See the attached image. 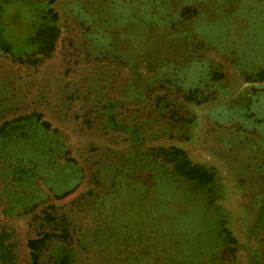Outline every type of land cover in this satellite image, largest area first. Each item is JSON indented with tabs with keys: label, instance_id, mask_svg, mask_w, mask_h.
Segmentation results:
<instances>
[{
	"label": "rangeland",
	"instance_id": "1",
	"mask_svg": "<svg viewBox=\"0 0 264 264\" xmlns=\"http://www.w3.org/2000/svg\"><path fill=\"white\" fill-rule=\"evenodd\" d=\"M70 2L57 0L54 3L63 22L70 19L69 28L62 27L54 59L48 61L46 69H40L44 76L52 73L55 81L48 76L41 83L42 86L48 82L51 91L41 92L44 99L32 103V107L42 110L60 131L52 132V127L50 132H40L35 130L32 122H23L17 131L11 130L0 139V223L17 231L19 264H31L26 242L36 235L29 225L33 212L24 213V206H29L35 199L42 200L34 211L37 212L50 201L69 203L92 184L87 178L80 177L78 166L67 157L76 156L82 161L86 156L94 155L96 145H100L101 151L107 144L121 148L124 143L111 133L105 135L101 131L96 133L81 128L80 120L73 114L74 108L75 111L79 108V99H74L73 107L64 113L63 103L67 102L64 96L73 90L68 83L74 80L75 74L72 71L65 73L69 66L61 38L75 35L77 31L80 33L81 29L73 20ZM110 3L107 8L99 2L94 4L93 14L99 18L107 11L102 19L110 22L114 42L121 38L120 31H124L121 22L127 29L141 32L143 28L150 29L159 24L161 16L168 18L169 13H172L171 19L176 20L180 5H190L197 11L191 14L188 31L196 37L184 41L183 48L174 58L178 59L179 65H184L180 79L186 87L199 88V97L212 94L215 98L200 105L183 102L196 115L194 122L174 137L164 135L149 142L151 145L178 144L188 151L193 161L217 171V182L211 191L213 203L209 206V224L206 221L200 224L203 234V243L198 247L200 253L191 261L175 262L264 264V222L259 227L256 225L259 212L264 210V77L254 74L264 69V0H165V9L161 8L162 0H122L113 11L110 7L114 4ZM97 23L100 24V20ZM170 24L167 28L174 29L169 27ZM138 34L132 31L128 37L137 42ZM37 56L45 58L42 53ZM0 59L1 72L18 64L10 54L1 51ZM81 67L84 72H95L91 64L83 61ZM215 71H222L224 77L213 80ZM34 74L33 69L20 71L27 83L29 76ZM41 74L37 72L35 76L40 78ZM249 74L253 77L249 78ZM62 84L64 89L70 88L61 93L59 86ZM40 87L31 84L25 92L32 98L39 94ZM19 89L21 91L15 95L5 93L11 96L13 104L21 101L24 92ZM9 106L10 103L0 111V115L8 113L0 117V125L5 119L32 109L25 103L19 109L10 110ZM19 110L21 112L13 113ZM226 143L230 146H225ZM240 147L245 148V155L238 153ZM18 163L29 166V173L18 170ZM145 173L146 170H140L137 184L135 180L129 181L116 191L111 214H106V207L84 206L83 211L72 216L78 230L73 232V250L78 264H168L176 259H189L184 256L191 250L195 253V240L189 237L184 224L173 230L165 227L173 219L166 206L162 204L160 209L148 212L141 210H146L155 202L154 196L164 191L161 183L141 190ZM180 187L183 186H178L180 194H174L177 201L181 200L182 194H187ZM207 194L195 196L208 201ZM188 205L196 208L194 203ZM201 219L198 213L197 220ZM224 228L231 230L238 239L233 242L237 250L230 259L221 257L222 246L231 242L224 241ZM256 241H260V245L255 246Z\"/></svg>",
	"mask_w": 264,
	"mask_h": 264
},
{
	"label": "trees",
	"instance_id": "2",
	"mask_svg": "<svg viewBox=\"0 0 264 264\" xmlns=\"http://www.w3.org/2000/svg\"><path fill=\"white\" fill-rule=\"evenodd\" d=\"M55 1L57 0H0V51L10 54L12 60L18 61L11 70L0 71V111L9 103L10 110L19 109L24 103L32 108L5 119L0 125V139L5 137V134H10L11 130L17 131L21 125L30 122L35 124L36 131L46 133L50 132L52 127V132L60 131L59 127L53 126L50 118L45 117L42 110L32 107L33 102L44 99L45 95L41 92L51 91L48 82L42 86L41 83L48 76L52 78V73L44 76L40 69H46L48 61L54 59L62 27L69 28L70 19L63 22L59 9L54 6ZM109 1L114 4L110 11L122 3V0L70 2L73 20L81 29L80 33L77 31L75 35L61 38L60 44L66 50L65 59L68 60L69 66L65 73L72 71L75 74L74 80L68 83L73 86V90L65 94L67 102L63 103V107L64 113H67L73 107V100L79 99V108L76 111L74 108L73 114L80 120L78 122L82 124L81 128L96 133L101 131L105 135L111 133L124 143L121 148L107 144L101 151L100 145H96L93 148L94 155L90 154L82 161L76 156L67 157V160L78 166L80 177L87 178L88 183L92 184L69 203L58 204L50 201L37 212L34 211L42 200L35 199L29 206H24V209L22 205L24 213L33 212L29 225L36 235L30 236L26 242L31 264H78L73 250V232L77 233L78 230L77 223L72 222V216L83 211L84 206L93 209L106 207V214H111V202L116 191L129 181L136 182L140 170H146L141 190L147 186H159L158 183L164 188L162 194L154 196L153 204L146 210H141H158L163 204L173 218L169 221L170 225L166 224L165 227L173 230L184 224L189 237L192 241L195 240V253L191 250L184 256L189 259H176L168 264H177L175 261L178 260L195 259L200 253L198 247L203 243L200 224L202 221L209 224V206L213 203L211 191L217 182V171L193 161L188 151L178 144H149L153 139L164 135L174 137L175 133L194 122L196 115L187 109L183 102H195L200 105L210 98H215L212 94L199 97V88L186 87L180 79V71L183 73L184 65H179L178 59L174 58L183 48L184 41H190L191 36L196 37V34L188 31L191 14L197 11L190 5H180L176 20L171 19L172 13H169L168 18L161 16L159 24L150 29L143 28L141 32L137 29H127L121 22L124 31H120L121 38L114 42L110 22L102 19L107 11L99 18H95L98 15L93 14L94 4L99 2V5L107 8ZM161 8L165 9V0H162ZM97 20H100V24ZM168 23H171L169 27L174 29L167 28ZM119 27L122 28L121 25ZM19 28L23 30L19 31ZM132 31L139 33L138 43L128 37ZM39 53L45 58L37 56ZM81 61L91 64L95 72H84ZM51 65L49 69L52 68ZM25 68L33 69L35 74L41 72L42 76L39 78L35 74H29L27 83L20 75V71ZM254 74L264 77V69ZM223 77L222 71L213 72V80ZM250 77H253V74H249ZM18 81H21L20 87ZM31 84L41 86L39 96L31 98L29 93L25 92ZM19 88L24 93L20 96V103L13 104L11 96L5 93L15 95L17 91H21ZM59 88L62 93L70 87L64 89L62 84ZM52 106L54 107V104ZM21 110L13 113L17 114ZM7 114L2 113L0 117ZM225 146L230 145L226 143ZM248 147L249 144L246 146L249 151ZM238 153L245 155V148L240 147ZM16 166L21 172L29 173L30 168L24 163H18ZM180 185L183 186L180 190H186L187 194H182L181 200L177 201L174 194H180ZM204 193L207 194L208 201L196 198ZM188 203H194L196 208L188 207ZM261 210L257 217V227L264 222V210ZM198 213L203 220H197ZM16 232L10 225L0 223V264L20 263ZM223 232L224 241L231 242L225 247L222 246L221 257L230 259L235 256L237 247L233 242L238 239L228 228H224ZM256 244L260 245V241H256L255 246Z\"/></svg>",
	"mask_w": 264,
	"mask_h": 264
}]
</instances>
